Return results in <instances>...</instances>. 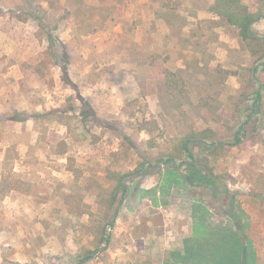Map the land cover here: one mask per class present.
<instances>
[{
    "label": "rangeland",
    "instance_id": "374dc122",
    "mask_svg": "<svg viewBox=\"0 0 264 264\" xmlns=\"http://www.w3.org/2000/svg\"><path fill=\"white\" fill-rule=\"evenodd\" d=\"M196 1L0 0V264H209L227 228L264 264V0L248 39Z\"/></svg>",
    "mask_w": 264,
    "mask_h": 264
},
{
    "label": "trees",
    "instance_id": "16d2710c",
    "mask_svg": "<svg viewBox=\"0 0 264 264\" xmlns=\"http://www.w3.org/2000/svg\"><path fill=\"white\" fill-rule=\"evenodd\" d=\"M222 8V9H220ZM220 9V10H219ZM216 12L225 13L229 23L234 25H238L240 28L241 34L244 39H248L249 32L251 29V25L257 19L254 13L248 11L247 7L243 6L240 0H218L216 2V6L214 7ZM238 11V12H237ZM46 61H51V56L46 52V58L41 59L40 64L37 65L36 70L39 71L42 75H45L44 65ZM50 85L53 83L52 80H48ZM209 129L200 130L198 132H192L188 134L183 142L185 149L187 150L189 155H192L188 151V143L192 140H207L212 138V134L209 133ZM228 142L223 140H214L211 142V147H224L227 146ZM206 175L208 178V174L210 176V184L213 183L214 186H218V180H213L210 175V169L205 168ZM214 181V182H212ZM224 186V187H223ZM218 190L225 194L230 200V195L227 193L226 185L224 184ZM125 188V187H124ZM218 188V187H217ZM232 200H230L231 202ZM201 217V216H200ZM200 226L205 225L204 220H199ZM104 233V232H103ZM210 233V232H209ZM240 234L233 230L228 229L224 231L223 235L219 237L217 241L212 240L213 236L208 234L206 237V242H200L198 239L193 243L186 245V255L191 258H207V262L209 264H256L257 262V254L256 250L252 244L251 239H247L246 237H242Z\"/></svg>",
    "mask_w": 264,
    "mask_h": 264
},
{
    "label": "crops",
    "instance_id": "0c3cea01",
    "mask_svg": "<svg viewBox=\"0 0 264 264\" xmlns=\"http://www.w3.org/2000/svg\"><path fill=\"white\" fill-rule=\"evenodd\" d=\"M196 2H200L201 3V11H200L199 16H198L199 18H202V19L203 18L204 19L205 18H208V19L215 18L214 14H213V11L211 10L212 5L214 3V0H197ZM204 4H205V6H204ZM162 16L163 17H159L157 19V23L159 21H162L164 24L167 22L166 18H164V13L162 14ZM155 19H156V17H153L152 20H155ZM183 31H184V33H186L185 31H188V28L186 27L185 30H183ZM206 54H208L209 57L206 58V60H204V63H209V65H212L215 55L213 57V52L211 51V49H209V52H207ZM195 58H197V56H195ZM200 63H201V61H200ZM78 92H79L80 97H84L85 98V96L89 95L87 93V90H85V87H83V86H81L79 84H78ZM74 95H76V94H74Z\"/></svg>",
    "mask_w": 264,
    "mask_h": 264
},
{
    "label": "water",
    "instance_id": "95a60500",
    "mask_svg": "<svg viewBox=\"0 0 264 264\" xmlns=\"http://www.w3.org/2000/svg\"><path fill=\"white\" fill-rule=\"evenodd\" d=\"M102 248H100V250H101Z\"/></svg>",
    "mask_w": 264,
    "mask_h": 264
}]
</instances>
